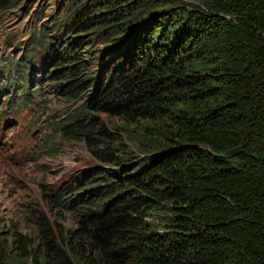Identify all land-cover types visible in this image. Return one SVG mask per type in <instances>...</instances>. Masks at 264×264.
Masks as SVG:
<instances>
[{
	"label": "trees",
	"instance_id": "trees-1",
	"mask_svg": "<svg viewBox=\"0 0 264 264\" xmlns=\"http://www.w3.org/2000/svg\"><path fill=\"white\" fill-rule=\"evenodd\" d=\"M199 1L61 0L53 17L0 0L34 22L0 70L8 109L42 90L46 57L94 161L44 194L52 218L31 213L43 249L11 231L0 264H264V0Z\"/></svg>",
	"mask_w": 264,
	"mask_h": 264
},
{
	"label": "rangeland",
	"instance_id": "rangeland-1",
	"mask_svg": "<svg viewBox=\"0 0 264 264\" xmlns=\"http://www.w3.org/2000/svg\"><path fill=\"white\" fill-rule=\"evenodd\" d=\"M60 1L50 6V0H35L33 9L45 7L46 15L57 17L62 8ZM174 1L183 7L204 9L199 0ZM33 26L23 6L0 7V70L6 58L21 55ZM44 59L40 55L33 67L37 70L31 87L42 86L36 97L27 103L20 101L9 110L5 97L9 92L0 95V111L5 112L0 117V245L5 246V239L16 230L31 240L29 250L33 251L43 246L39 240L40 219L31 217V213L38 215L36 211L41 210L52 218L44 194L94 164L86 144L68 135L71 128L65 129L75 122L76 106L54 86H46L40 70ZM100 119L113 128L124 125L122 119L110 114L101 113Z\"/></svg>",
	"mask_w": 264,
	"mask_h": 264
}]
</instances>
